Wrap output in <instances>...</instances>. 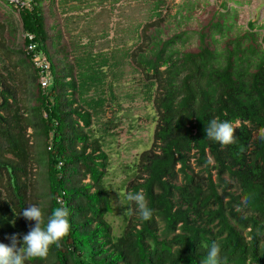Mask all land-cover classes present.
I'll use <instances>...</instances> for the list:
<instances>
[{
  "label": "trees",
  "instance_id": "1",
  "mask_svg": "<svg viewBox=\"0 0 264 264\" xmlns=\"http://www.w3.org/2000/svg\"><path fill=\"white\" fill-rule=\"evenodd\" d=\"M59 1L65 5L69 0ZM72 1L73 8L84 2ZM139 1L144 17L133 27L135 41L117 51L145 79V98L157 113L153 142L161 145L160 153L148 157V175L141 186L152 218L144 221L139 216L113 235L104 218L111 209L102 183L106 157L100 151L93 155L99 143L87 132L90 119L107 103V71L119 63L118 58L93 53L90 42L72 43V62L61 73L48 51L42 0H0L17 13L23 61L36 80L35 104L24 114L17 97L20 61L11 60L0 25V242L10 245L8 237L18 234V247L22 246V237L30 230L31 221L20 213L29 178L26 129L32 127L34 137L41 138L36 153L44 167L47 202L42 227L60 198L71 228L59 246L50 247L46 258L25 264H201L213 241L220 246V264H264V51L248 29L247 43L236 39L220 50L203 43L206 34L200 32L197 50L180 53L175 43L184 31L162 37L165 0ZM208 30L209 35H222L228 26L223 19L211 22ZM36 54L48 63L50 80L44 87L37 80L40 68L32 60ZM213 118L237 122L234 143L221 145L206 137L204 129ZM92 145L93 150L85 153ZM192 149L203 164L204 178L185 171ZM207 157L236 181L239 193L230 201L241 199L245 215L220 200ZM176 164L179 185L165 179L173 176ZM79 174L88 175L90 182H80ZM4 187L9 195H2ZM173 191L178 195L175 200Z\"/></svg>",
  "mask_w": 264,
  "mask_h": 264
},
{
  "label": "rangeland",
  "instance_id": "2",
  "mask_svg": "<svg viewBox=\"0 0 264 264\" xmlns=\"http://www.w3.org/2000/svg\"><path fill=\"white\" fill-rule=\"evenodd\" d=\"M71 5L74 6L72 0L65 5L59 0H42L48 51L59 71L67 72V66L72 62V43L90 42L93 53L101 52L108 58L113 53L119 62L107 71L106 81L110 87V93L109 88L105 87L107 103L101 112L90 119L88 126L90 130L87 134H90L89 138L98 140L99 150H93V145L85 148V153L93 150V155L99 151L105 154L106 167L103 168L102 183L108 193L111 209L104 218L111 227V233L118 235L126 223L139 217L135 204L126 201L123 195L119 197L118 193L143 191L141 186L148 175V159L160 153L158 146L161 145L160 141L153 142L157 113L152 101L145 98V79L117 51L122 47H130L135 41L133 27L137 21L143 20L144 6L139 0H84L78 7L73 8ZM223 19L228 30L223 31L222 35L216 32L209 35L210 23L221 22ZM0 25L4 31L2 34L6 39L5 43L11 48V60L20 61L16 67L19 80L17 97L19 108L25 114L35 104L33 94L36 80L29 64L23 61L22 33L17 13L8 11L1 3ZM161 25L163 38L174 32H185L180 34L181 40L175 43L180 53L197 50L200 32L206 34L203 43L217 50L236 39L245 44L247 39L244 36L248 29L255 33L254 41L259 42L264 51V42L261 40L264 36V0H165V14ZM64 79L68 80L69 76ZM68 92L67 89L66 93ZM65 97L70 96L66 94ZM74 105L72 103L71 106ZM26 132L30 145V161L27 167L28 183L24 189V206L26 208L28 204L35 203L40 206L43 214L47 202L44 194V167L36 153L41 145L38 144L41 138L38 140L34 137L32 127H27ZM77 145L79 147L80 143ZM207 158L210 179L222 203H229L233 210L245 215L246 210L241 199L230 201V196H237L239 193L236 181L226 171L214 166L210 157ZM100 160L97 158V161ZM187 165L186 173L199 175L201 178L206 176L203 164L197 162L193 149L188 152ZM76 178L82 183L90 182L88 175L79 174ZM4 179L2 176L1 181L4 182ZM165 179L175 185L181 183L178 164L174 166L173 176ZM3 189L2 195H9V191L5 187ZM156 191L154 188L153 192ZM177 198L178 195L173 191V199ZM155 220L158 228H161L160 219L155 217ZM34 225L35 221H31L30 227Z\"/></svg>",
  "mask_w": 264,
  "mask_h": 264
},
{
  "label": "clouds",
  "instance_id": "3",
  "mask_svg": "<svg viewBox=\"0 0 264 264\" xmlns=\"http://www.w3.org/2000/svg\"><path fill=\"white\" fill-rule=\"evenodd\" d=\"M236 126L228 120L211 119L204 129L206 137L221 145H229L235 142ZM124 196L126 201L135 204L136 211L144 221L152 218L153 212L148 207L146 197L142 191L118 193ZM55 207L48 217L47 223L42 227L43 214L40 206L35 203L23 208L22 216L28 221H35V225L22 237V246L18 234L8 237L11 244L0 242V264H25L26 260L34 258H46L50 247L60 245L62 239L70 232L69 212L63 201L57 198ZM124 205L123 203H121ZM220 246L213 241L208 248L207 255L201 260V264H220Z\"/></svg>",
  "mask_w": 264,
  "mask_h": 264
},
{
  "label": "built area",
  "instance_id": "4",
  "mask_svg": "<svg viewBox=\"0 0 264 264\" xmlns=\"http://www.w3.org/2000/svg\"><path fill=\"white\" fill-rule=\"evenodd\" d=\"M32 60H33V64L36 67L40 68V71H39L40 74H39L37 80H38L40 86L44 87V86H46L49 83V80H50V78L48 76V73H47L48 63H47L45 57L43 55H41V54L34 55Z\"/></svg>",
  "mask_w": 264,
  "mask_h": 264
},
{
  "label": "water",
  "instance_id": "5",
  "mask_svg": "<svg viewBox=\"0 0 264 264\" xmlns=\"http://www.w3.org/2000/svg\"><path fill=\"white\" fill-rule=\"evenodd\" d=\"M8 1H11V2H17V0H8Z\"/></svg>",
  "mask_w": 264,
  "mask_h": 264
}]
</instances>
